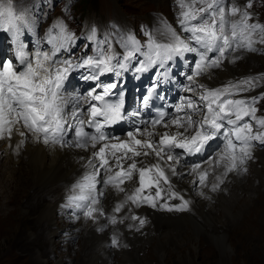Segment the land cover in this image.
Here are the masks:
<instances>
[{"label":"snow or ice","instance_id":"6c2138e0","mask_svg":"<svg viewBox=\"0 0 264 264\" xmlns=\"http://www.w3.org/2000/svg\"><path fill=\"white\" fill-rule=\"evenodd\" d=\"M175 6V26L162 19L155 31L142 34L143 41L136 34L98 37L93 29L77 46L76 34L58 23L46 36L50 48L41 50L39 42L33 45L23 31L25 16L17 14L11 3L0 2V33H11L16 42L14 59H0V139H11L15 131L45 145L91 148L67 205L82 210L89 219L105 216L100 199L104 192L99 186L125 192L123 185L134 175L136 187L114 206V214L107 217L109 223H123L118 214L128 203L186 211L190 202L173 190L169 178V173L176 175V164L186 156L201 154L210 141L222 138L215 156L205 158L207 166L192 163L189 169L195 177L192 183L206 188L216 168L222 166L226 176L252 158L253 142L264 144V117L257 115L256 107L264 92L243 95L259 87L264 74L214 88L199 80L225 60L235 63L240 59L236 52H256L257 44L264 45V24L254 22L249 11L252 0L243 7L232 0H175ZM81 47L85 51L74 61L72 57ZM177 61L188 66V71L180 73L187 81L182 87L186 95L177 97L171 111L157 109L153 118L141 121L143 127L134 125L123 133L124 138L107 131L140 112H126L124 89L117 91L123 81L106 82L102 77H119L129 69L151 72L156 82L139 99L141 108L155 107L154 99H163L157 88L172 78L170 68ZM77 69L85 70L83 80L94 82L83 98L86 108L80 98L65 93V82ZM161 128L164 131H158ZM141 157L153 160L145 163L138 159ZM215 181L212 191L224 182L219 175ZM173 199L181 203L170 204ZM128 219L138 221L141 228L146 223L136 215ZM111 243L119 246L116 236Z\"/></svg>","mask_w":264,"mask_h":264},{"label":"rangeland","instance_id":"374dc122","mask_svg":"<svg viewBox=\"0 0 264 264\" xmlns=\"http://www.w3.org/2000/svg\"><path fill=\"white\" fill-rule=\"evenodd\" d=\"M89 1L87 7L79 5L77 0H54L52 3L55 17L60 20V23H64L67 19L71 26L75 28L74 30H70V32L75 33L77 38H83L89 35L93 29H98L100 31L109 30V28L115 25H121L125 28L127 24L134 26L136 28L135 32L140 38H142L141 25L138 26V24L145 22L143 19V16L145 15H153L155 17L161 15L162 19L169 17L174 22L172 13H174L175 4H173L171 0H168L170 4H159L153 0ZM232 2L243 7L246 5L247 0H232ZM164 6H168L167 10L169 12L164 9ZM176 10L178 11L177 8ZM249 11L252 13V20L254 22L264 24V0H252V8L249 9ZM88 43H90V41ZM256 47L258 49L256 52H249L243 49L241 52H236L234 55L240 57V59L236 60V65H234V67L237 70H234L240 72L239 68H241L243 62L246 66H244L240 73H234V77L230 76L225 80L221 79L220 82L225 85L229 81H237L245 77L264 74V45L257 44ZM254 91L255 93L259 91L264 92V80L260 81V86L254 89ZM256 107L259 109L257 115L261 114L260 116L264 117V99L260 100ZM1 148L2 153L0 152V157H3L0 158V162L5 160V163H1L0 166V193L2 194L0 196V264H84L82 250L86 244L85 236H89L90 243H92L91 246L93 249L89 252L98 257L89 264H92V262L97 264H124L126 260L133 261L135 264H264V164H262L264 163V148L262 149V147L252 149V158L244 163L245 168L242 166V172H240L241 175L238 174L240 178L237 174V176L235 175V171L234 173L230 172L227 174L228 178L232 179L234 175L236 177L234 183L231 184V187L234 189L235 183L238 179L240 180L244 177L242 174L252 172V184L250 181V175L248 174V177L246 176L247 179H245L248 183L246 182L247 185H244L246 188L244 186L238 187V189H246L245 191L247 195L242 193L240 196L241 198L245 197L244 199L241 200L240 198L237 200L236 198L228 197V192L224 191L223 185H220L219 189L215 192L211 190L213 193H217L216 195H219V198L222 196L220 202L222 205L224 204L226 206L225 208L224 205L222 206L220 204L222 209L220 208L219 211L222 213V216L224 215L227 217L225 218L226 220H222L221 218L220 221L218 220V222L222 224L218 234H224L226 236L232 252L229 251V253H225L217 248L213 242L208 240L206 236L201 235L200 240L197 242L199 248L198 254H193L192 248L188 249L189 247H184L186 249H183V245L175 243V245H170V249L173 248L172 250H167V252H165L166 255L164 261L159 259L156 248L163 249V241L156 242V244L154 241V244L156 245L155 248L146 245L143 249H139V257L130 251L132 245H128V241L125 237L111 232L109 228H105V232H108H106V238L100 237L101 239L98 238V234L92 230L80 232V229L76 227L80 224L73 226L72 231L69 230V227L66 229L70 224L69 221H65L62 224H60L59 221L58 224L55 220L53 225H51L52 223L48 225L51 226L50 228H42L40 224L35 222L34 217L45 213V207L50 203V198L45 199L40 195H37L36 188L34 187L36 183V175H34L30 163L26 164V169H28L30 175L26 176L24 175V172L17 171V175L15 174V176H19L21 183L18 185L17 182H14L11 184L12 186L10 185L14 179L6 178L9 177L13 166L15 167V162L10 154H7V149L4 150L3 146H1ZM8 155L10 158H8ZM181 161L185 163L183 159ZM243 168L247 170L244 171ZM222 172H224V169ZM217 175L216 172L214 176ZM9 179H11V181ZM7 181H9L8 185ZM26 182L30 185L27 189H16L20 186L24 188ZM36 200H39L41 205L35 211L33 210V206L36 203ZM236 200L241 202V204L245 203L244 206L241 207L239 204L236 208V211L240 208L241 213L243 212L238 216L229 214L232 204ZM215 202L217 205L220 203L218 201ZM31 209L32 214L30 211ZM64 209H66V207H64ZM187 212L188 211L185 213ZM178 213L182 214L184 211H179ZM62 215L63 214L59 216L58 214L55 219L59 218L64 220L61 217ZM104 217H106V215ZM69 220L71 223H75V221L77 222L75 219ZM206 220L207 217L205 218L204 223ZM34 222L42 229H38ZM204 223L200 227L205 233L217 235V233H213L207 228H203ZM209 224L214 226V223L212 222H209ZM56 228L58 233L62 230L63 232H60V235L58 234L55 239H52L51 250L48 249L44 251L45 254L48 255H39L41 252L40 248H43V245L35 242V240H48L50 238V232ZM183 229L190 233L189 229L187 230L185 227H183ZM107 235L110 236L107 237ZM113 236H116L119 240V246L117 247H114L111 243ZM49 251H51L50 254ZM98 252H103L105 256L108 255L107 258L98 256ZM142 259H145L146 261L143 263Z\"/></svg>","mask_w":264,"mask_h":264},{"label":"bare ground","instance_id":"6f19581e","mask_svg":"<svg viewBox=\"0 0 264 264\" xmlns=\"http://www.w3.org/2000/svg\"><path fill=\"white\" fill-rule=\"evenodd\" d=\"M153 1H156L159 4L160 3L170 4L168 0H153ZM164 9L167 10L168 6H164ZM176 11L177 10L175 7L174 13H172V17L175 16ZM167 12L169 11L167 10ZM143 18L148 21H152L155 19L153 15H145L143 16ZM234 65H236V62L231 63L229 62V60H226L225 63L221 67L216 68V69H211L206 75L201 76L199 80L201 83L205 84L209 88L220 87L224 85L223 83L220 82L221 79L225 80L226 78L230 76L234 77V73H240L242 69L244 68V66H246V64L243 62L241 64V68H239L240 72H236L234 70L236 69ZM66 95H69L71 97L69 93H67ZM158 131L162 132L164 131V129L161 128V129H158ZM121 138H124L123 133L121 134ZM21 141L23 142L21 143ZM1 146L4 147V150L7 149V154H10L11 158L15 162V167L13 166L12 168L10 166L12 169L10 171L9 177L6 178V179L8 178L14 179L12 180L10 185L14 182H17V184L20 185L21 180L19 179V176H15L17 171L24 172V175L26 176L30 175V172L28 171V169H26V164L30 163L33 173L34 175H36V183L34 187L36 188L37 195H40L41 197L45 199L50 198V203L47 205V207H45V213L34 217L35 222L40 224L42 228H46V227L50 228L51 226H48V225L51 223H52L51 225H53L55 220H56V223L58 224H59V221H60V224H62L65 221H69L70 224L66 227V229L69 227V230L72 231L73 226L80 224L79 226H76L78 229H80V232L85 231V230H92L98 234L97 235L98 238L100 237L106 238V234L108 232L107 231H106L107 233L105 232V228H109L111 232L120 234L123 237H125L128 241V245H132V249L130 251L134 255H137L139 257H140V255L138 254L139 249H143L144 247H146V245H149V247L153 246V248H155L156 242L163 241L164 243L163 249H159L158 247H156L158 255H159V259L161 261L165 260V255H166L165 252H167V250L173 249V248L170 249V245L171 244L175 245V243H180L181 245H183V249H186L184 247H189L188 249L192 248L193 254H198L199 248L197 246V242L200 240L201 235L206 236L207 239L213 242L216 245V247L219 248L220 250L224 251L225 253H229V251H231V248L229 246V243L227 242L226 236L224 234H218L220 232V227L222 226V224L218 222V220L219 221L221 219L224 220L227 217V216L225 217L224 215L222 216V213L219 211V209L220 208L222 209V206L224 205V204L222 205V203L220 202L221 201L220 198H222V196L219 198L218 197L219 195L218 196L216 195L217 193L216 194L213 193L215 191L213 192L211 191V183L216 182L214 174L217 172V174L219 176H222L223 178L224 182L221 185L224 186V187L222 186L224 188V191L228 192L227 193L229 195L228 197L236 198L237 200L241 198L240 196L242 195V193L247 195L245 191L246 189H238V187L244 186L245 184L247 185L248 182L245 181V179H247L246 176L248 174L250 175V178H251L250 181L252 184V172H248V173L242 174V176L244 177H242V179L240 180L238 179V181L235 183L234 189L233 187H231V184L234 183L235 181V178H236L235 175L236 174L238 175L240 174V172H242L241 171L242 166H244L245 168V164H243L235 171V175L232 179L228 178V175L226 176L223 175L222 166L219 168H216L215 171L212 172V175H210L209 177V187L199 188L192 183L195 177L189 174V169L193 162L187 161L184 163L180 161L179 164L175 165L176 175H171L169 173V178L171 180L173 190L179 192L181 195L184 196L186 200L190 202L187 213L184 212L182 214H179L178 212H168L166 210H162L160 207L152 208L148 205L136 207L135 205L128 203L125 206L124 210L118 214V218L122 219L123 223H117L113 225L108 222L107 217L114 214L112 211L114 206L117 203L123 201L125 199L126 194L130 193L131 190L134 187H136L137 182L135 179H132L131 181H127L123 185V187L125 188V192H117L114 188L107 187V186H99L100 190L104 192L103 197H101L100 199H101V206L105 210L106 217L103 216V217H98L97 219H89L83 214L77 217H72L69 215L67 209H64V204L68 202V197L73 194V190H72L73 185L78 179H80L81 175L84 173L86 159L90 155L92 149L89 148L87 151H85L84 149H80L76 147L60 148L58 146H53L50 144L45 145L42 142L35 141L30 136L27 138L20 137L15 131L11 139H8L7 137L1 139L0 150L2 149ZM213 147H214V144L212 143L210 144V147L208 148H213ZM219 148L220 146L219 147L216 146L214 150L215 153L219 150ZM0 152L2 153V150ZM215 153L211 156H207L206 158L208 159L213 158L215 156ZM203 154H204V151L201 154H197L196 159H200L203 156ZM2 157L3 156H1L0 158ZM8 158H10L9 155H8ZM138 159H143L145 163H151L153 160L152 157H146V158L141 157ZM1 163L4 164L5 160H3V162H0V166H1ZM198 163H202V164H205V166H207L205 163V158L202 159L201 162H198ZM253 178H254V175H253ZM11 179L9 180L11 181ZM8 182L9 181H7V185H8ZM0 183H1V179H0ZM28 186L30 185L28 182H26L24 188L20 186V187H17L16 189H21V190L27 189ZM201 192H203L204 194L201 195L200 194ZM1 195L2 194L0 193V196ZM244 198H241V200ZM237 200L232 204V208L230 209L229 214H234L238 216L241 213L240 208L238 211H236L237 210L236 208L239 206V204L241 205V207L244 206L245 203L241 204V202ZM215 201H218L220 203H218L217 205ZM163 202L164 201H160V203H163ZM179 202L181 201L177 199H173L171 200L170 204L172 203L176 204ZM40 205H41V202L39 200H36V203L33 206V210L36 211V209ZM30 211L32 214V209ZM58 214L59 216L63 214L61 217L64 220H61L59 218L55 219V217ZM132 215L139 216L146 220V223L144 224L142 228L139 226L138 221H132L131 219H128V217ZM206 217H207V220L204 223ZM69 219H75L77 220V222L75 221V223H71ZM209 222L214 223V226H211ZM203 223H204L203 228H207L209 231L213 233H217V235L205 233L203 229L200 227ZM223 225H226V224H223ZM36 227L40 230L42 229L38 227L37 225ZM183 227L187 228V230L189 229L190 233H188L189 231L188 232L185 231ZM60 232L62 233L63 230ZM60 232L58 233L57 228H56L52 232H50V238L48 240L47 239L45 241L41 239L35 240V242H38L43 245V248H40L41 252L39 253V255L45 254L44 252L45 250H48V249L51 250L50 249L51 241L52 239H55L56 236H58V234L60 235ZM108 236L110 235H107V237ZM93 237H96V236H93ZM85 238H86V244L82 250V255H83L82 259H83L84 264H89L91 263V261L97 259L98 257L95 254L89 252L90 250L93 249V247L91 246L92 243H90L89 236H85ZM154 241H155V244H154ZM47 245L49 248L47 247ZM50 252L51 251H49V254ZM98 253H99L98 256H102L105 258H107L108 256V255L105 256L103 252H98ZM45 255H48V254H45ZM145 261H146L145 259H142L143 263ZM92 264H97V263L92 262ZM124 264H135V263L133 261L126 260Z\"/></svg>","mask_w":264,"mask_h":264},{"label":"trees","instance_id":"16d2710c","mask_svg":"<svg viewBox=\"0 0 264 264\" xmlns=\"http://www.w3.org/2000/svg\"><path fill=\"white\" fill-rule=\"evenodd\" d=\"M89 0H82L81 3H82V6L85 7L87 5Z\"/></svg>","mask_w":264,"mask_h":264}]
</instances>
